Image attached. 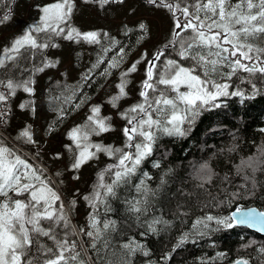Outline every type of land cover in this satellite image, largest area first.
Returning a JSON list of instances; mask_svg holds the SVG:
<instances>
[{
    "label": "trees",
    "instance_id": "trees-1",
    "mask_svg": "<svg viewBox=\"0 0 264 264\" xmlns=\"http://www.w3.org/2000/svg\"><path fill=\"white\" fill-rule=\"evenodd\" d=\"M17 1L0 0V18L5 15L9 17L3 23L10 21ZM86 1L99 8L106 5L101 6L96 0ZM121 1L123 0H112L107 4ZM141 1L145 5L153 6L148 0ZM195 2L196 0H183L181 7L187 5L192 11L191 6ZM238 2L239 0H231L232 4ZM253 2L256 3L258 0ZM166 10L171 19V27L166 38L156 46V52L162 55L155 62L153 81L150 82H154L158 74L165 70L168 60H177L184 67L195 66L194 61L181 60L178 56L180 50L178 43L169 44L173 39L176 17L181 20L184 18L179 11L174 17L168 9ZM244 10L246 11V5ZM255 11L254 9L253 13ZM140 24H144L145 29H141ZM33 27L35 26H26V29ZM64 27L66 31L74 27L81 33L96 31L100 33L99 43H89L82 37L69 40L63 33L57 35L52 32H33L38 44L47 43L49 46L41 48L25 45L18 52L7 54L13 56V59H8L7 56L2 58L0 52V59L4 60L0 65V92L8 96L7 101L0 102V112L3 113V116H0V141L4 146L11 147L27 157L31 163H34H32L34 167L43 170L41 163L46 167L49 164L38 153L33 152L34 157H32L25 152H30L31 149L28 142L17 130L11 131L10 124L15 114L13 102L19 93H21L20 104L28 105L22 109L30 114L34 112L36 103L34 87L38 75L61 64L59 55L49 53L50 50L58 48L60 40H68L76 45L72 50L71 65L78 71L73 78H69L65 70H61L58 76L48 74L44 77V86L40 94L44 108L51 113L43 127L46 135L54 136V133L59 132L76 113L84 107L89 108L93 98L112 77L115 90L102 101L106 102L111 110L116 111V116L120 119L118 127L122 140L118 144L103 143L101 139L96 140L97 136L103 134L101 133L92 134L88 141L82 139L81 143L102 144L121 148L126 152H135L134 148L128 147L129 141L123 133L127 120L121 114L128 113L134 105L144 103L145 97L140 96L141 91L147 92L149 99L159 94L143 87V81L147 79L144 71L137 81L135 97L128 103L121 104L122 99L130 95L127 86L132 81L134 71L127 70L134 63L133 55L150 35L146 19L140 18L135 22L121 21L116 27V32L103 27L85 30L78 27L71 19ZM191 34V30H186L176 39H187ZM250 43L257 48H264V38L258 37ZM85 46L88 48L86 63L83 61ZM9 48L7 45L5 49ZM121 49L123 52L120 51ZM252 54L256 55L255 52ZM260 59L264 60V55H261ZM110 61L118 63V67H109ZM137 61L139 58L135 60ZM94 65L98 66L93 67ZM256 66L260 65L257 63ZM105 70L108 74H105ZM229 71L230 69L225 65L220 69L221 75H211L213 81L228 84L226 89L228 95H220L214 101L209 100L207 104L197 101V105L193 106L191 111H186L188 106L177 101L181 109L180 115L185 118L183 121H175L165 126L179 127L182 134L175 131L169 134L162 128L154 126L151 152L142 158L135 172L126 182L115 188V195L107 196L104 203H97L96 207H93L85 197L91 196L95 186L101 182L99 174L109 165L118 162L116 156H109L104 152L96 153L93 158L96 159L99 153H103L101 157L103 161L93 168L87 186L80 194L69 195L60 182L57 184L56 181L52 182L54 190L60 196L56 207L59 203L64 204L70 226L66 229L63 224L55 225L46 220L42 221V225L46 229L49 226L53 228L56 240L64 239L65 234L68 233L67 238L69 241H76L75 251L80 253L79 259L85 261V264H232L237 259L247 261L248 264H264V251H262L264 235L245 226L225 227L216 220L205 221L208 224L207 228L202 224L193 228V224L198 219L204 220L208 215L217 219L230 217V211L237 205H255L264 210V72L250 73L238 69L229 79L227 78ZM124 73L127 75L122 76ZM194 74L200 75L202 79L205 78L204 70L199 66H196ZM122 79L126 81V95L119 99L116 107H113L110 99L118 94L117 85ZM8 81H12L14 85L28 82V86L33 91L28 93L22 87H16L14 93L10 94L12 90L7 88ZM181 87L179 91L184 92ZM157 88L164 91L170 99L178 95L164 85H157ZM209 89L215 91L210 85ZM234 92H239L241 95H232ZM164 107L167 110L171 106ZM99 115L108 118L111 124L112 112L99 113ZM131 115L136 114L129 113V116ZM87 117L84 116L79 121V126L89 123ZM153 118H156V114ZM24 127L30 129L29 123ZM114 127L111 124V130ZM140 139L137 138L135 142H140ZM72 145L75 144L70 146ZM35 157L41 163L35 161ZM249 158L252 167L243 166L238 170L241 161H248ZM44 174L51 179L46 170ZM111 180L112 176L106 173L103 182L111 183ZM138 187L140 191L137 190ZM72 201L75 202L74 205L70 203ZM135 201H141L138 205L142 209L140 212L131 210L130 202ZM78 205L83 206L79 216L76 210ZM93 216L96 220L95 229L91 227ZM154 220L161 222L153 225L155 231H151L148 226ZM107 222L114 224L104 229L103 225ZM81 229H84V232L93 231L94 236L88 237L81 232ZM97 231H99L98 238ZM185 234L187 238L181 243V237ZM93 244L95 247H92ZM126 244L134 251L125 248ZM40 245L45 249H52L53 252L57 251L54 240L39 236L38 244L31 247L28 258L40 262L53 258L50 253L41 250ZM69 264L75 262L70 261Z\"/></svg>",
    "mask_w": 264,
    "mask_h": 264
},
{
    "label": "snow or ice",
    "instance_id": "snow-or-ice-1",
    "mask_svg": "<svg viewBox=\"0 0 264 264\" xmlns=\"http://www.w3.org/2000/svg\"><path fill=\"white\" fill-rule=\"evenodd\" d=\"M96 2L103 6L112 0H96ZM148 3L168 9L174 17L177 11L182 14L183 20L176 17L173 39L169 41V44L178 43L180 49L178 56L181 60L194 61L195 66L184 67L177 60H168L165 70L158 74L154 82H150L153 81L155 62L160 59L162 53L157 52L153 60L146 61L150 66L147 68V79L143 81V85L145 88L151 89L153 93L158 92L159 94L149 99V94L141 91L140 96L145 97L144 103L134 105L128 113L121 114L127 120L123 133L129 141L128 147L134 148L135 152H126L121 148H112L102 144L85 143L83 146L81 145V138L83 141H88L92 134L100 135L111 130L108 118L99 115V106L92 107V114L87 117L88 124L73 128L69 132L70 139L78 149L71 164L73 170H78L82 164L95 157L98 152L117 157L116 164L109 165L99 174L101 182L95 186L92 195L85 197L93 207H96L97 203H104L107 196H114L115 188L126 182L127 178L135 172L142 158L151 152L154 126L162 128L169 134L173 131L182 134L179 127L168 128L165 126L173 124L175 121H183L185 118L180 115L181 109L177 101L188 106L186 111H191L192 107L197 105V101L207 104L209 100L214 101L220 95H228L227 83H217L211 79L212 74L221 75L220 69L225 65L230 69L227 73L229 79L238 69L250 73L264 72V60L260 59V56L264 55V48H257L250 43L251 40L258 37L264 38V0H258L256 3L253 0H239L236 4H232L231 0H196L195 4L191 6L192 11L187 5L181 7L183 0H148ZM245 5L246 11L244 10ZM73 6L72 0H55L54 3L44 6L41 9L43 14L40 17L42 26L37 25L27 30L22 36L16 38L11 48L5 49V52H18L25 45L41 48L49 46L47 43L38 44L33 32H52L57 35L63 33L69 40L82 37L89 43H99L100 33L96 31L81 33L74 27H70L66 31L64 26L70 22ZM254 9L256 11L253 13ZM8 18L7 15L0 18V23ZM145 27L144 24H140L141 29H145ZM186 30H191V36L187 39L177 40L180 33ZM120 51L123 52V49ZM253 52L256 55H253ZM7 58L13 59V56L8 55ZM3 63L4 60L0 59V65ZM257 63L260 65L259 67L256 66ZM196 66L204 70L205 78L202 79L200 75L194 74ZM109 67H118V63L110 61ZM135 69L136 64L134 63L127 71L132 72ZM105 74H108L107 70H105ZM126 75L127 73L122 74V76ZM125 83L126 81L122 79L121 83L117 85L119 92L110 99L113 107H116L119 99L126 95ZM157 85L169 87L178 95L170 99L164 91L157 88ZM181 85H186L188 91L180 92ZM209 85L215 91L210 90ZM16 87H22L28 93L33 91L28 86V82L14 85L12 81H8L7 88L12 90L10 94L14 93ZM232 95H241V93L234 92ZM7 99L8 96L4 92H0V102H5ZM27 106V104L20 105L21 108ZM164 106L171 107L166 110ZM129 113L136 115L129 116ZM154 114H156V118H153ZM0 116H3L2 112H0ZM20 136L28 143L34 142L29 128H25ZM137 138H141L140 142H135ZM90 149H95V151H90ZM57 158H59V154H57ZM243 166L252 167L251 158L248 161H241L238 170ZM106 173L112 176L111 183L103 182ZM55 175L59 177L60 174L56 173ZM137 190L140 191V188L138 187ZM25 194H27L26 197ZM59 201L60 196L54 190L51 179L44 174V170L34 167L0 141V264H69L70 261L75 264H85V261L79 259L80 253L75 251L76 241H69L67 238L68 233L65 234L64 239L56 240L53 228L49 226L46 229L42 225V221L46 220L55 225L63 224L66 229L70 226L64 204L59 203L56 207ZM70 203L74 205L75 202ZM140 203L141 201L130 202L131 210L140 212L142 210L138 206ZM237 213H240L238 223L249 226L260 225L259 230L264 231V212H257L255 209L242 211L240 208H237L231 217L224 219H217L211 215L205 217L204 220L198 219L193 224V228L195 229L197 225L201 224L207 228L208 224L205 221L213 220L225 227H232L231 221L236 219ZM160 222L154 220L149 224V229L155 231L153 225ZM110 224H114V222L105 223L103 228L108 229ZM91 227L96 228L94 216L91 218ZM81 232L90 238L94 236L93 231L84 232V229H81ZM96 235L98 238L99 231ZM39 236L54 240L57 248V251L53 252L52 249H45L43 245H40L41 250L50 253L53 257L44 259L42 262L28 258L31 247L38 244ZM186 238L187 234L181 237L180 242L183 243ZM92 247H95V244ZM124 247L134 251L128 244ZM236 264H248V262L238 260Z\"/></svg>",
    "mask_w": 264,
    "mask_h": 264
},
{
    "label": "rangeland",
    "instance_id": "rangeland-1",
    "mask_svg": "<svg viewBox=\"0 0 264 264\" xmlns=\"http://www.w3.org/2000/svg\"><path fill=\"white\" fill-rule=\"evenodd\" d=\"M54 2L55 0L17 1L15 12L10 21L0 24V49L2 48L0 52L2 58L6 57L8 54L6 52L4 54L6 46L9 45L11 48L13 41L27 31L26 26L30 27V25H41L40 17L43 14L41 9ZM72 2L74 6L71 13V20L77 24L78 27L85 30L93 27H103L111 32H116V27L121 21L135 22L140 18L147 20L150 35L138 49L136 54L133 55V61L136 64V69L132 73L131 83L127 86V90L130 95L121 101V104L128 103L136 95L138 86L137 81L142 77L144 71H147V68L150 66L146 61L154 59L157 51V44L166 38L170 30L171 19L167 10L145 5L141 0H123L115 4H106L101 8L87 2L86 0H72ZM80 45L83 46L82 44ZM75 48L76 45L71 41L60 40L58 48L50 50V55H59L61 64H59L56 68L47 69L38 75L37 83L34 87L36 103L34 105L35 110L33 113L30 114L27 110L20 107L21 102L19 101V98L21 97V93L18 94L17 98L13 102L15 114L10 124V130H17L20 135V133L25 129V124L29 123L34 142L28 143L30 146L29 148L31 149L30 152H26L31 154L33 157V152L38 153L41 158L49 164V166L46 167V170H48L46 172L47 174H50L49 176H51L50 178L52 179V182L54 183V181H56V184L60 182L69 195L80 194L86 188L93 168L98 163L103 161V159H101L103 153H99L98 158H91L87 160V162L82 164L78 170H73L71 168L74 154L78 151V149L76 148V145L70 146L74 143L68 134L76 127L78 120H82L88 111L90 112L93 106H99L100 114L112 112L113 119L111 120V124L115 127L111 131L97 136L96 140L101 139L103 143L110 142L112 144H118L122 140L118 127L120 125V119L116 116V111L111 110L106 102L102 101L105 96H108L115 90L113 79L95 96L93 103L89 108L81 110L79 114L74 116L69 123H66L59 132L54 133V136H49L44 133L43 127L46 124V120H48V117L51 115V113L44 108L43 99L40 94V91L44 86V77L48 74L58 76L61 70H65L69 78L75 77L78 70L73 68L71 65L72 50ZM84 48L85 54L83 61L86 63L88 48L86 46ZM137 58H139V63L135 62ZM181 86L183 91H188L186 85ZM84 144L85 143H81L82 146ZM7 148L12 149L11 147ZM14 152L28 163H33H31L23 154L17 151ZM57 154H59V158H57ZM56 173L60 174L59 177L55 175ZM76 210L77 215L79 216L83 211V206L78 205Z\"/></svg>",
    "mask_w": 264,
    "mask_h": 264
},
{
    "label": "water",
    "instance_id": "water-1",
    "mask_svg": "<svg viewBox=\"0 0 264 264\" xmlns=\"http://www.w3.org/2000/svg\"><path fill=\"white\" fill-rule=\"evenodd\" d=\"M237 208H240L242 211H247L248 209H255L257 212H264V210L260 209L259 207L255 206V205H249V206H239L237 205L231 212H230V217L232 215L233 212L236 211ZM240 213L236 214V219L232 220L231 223L232 225H236V226H245L251 230H254L255 232L264 235V231H260V225L257 226H249L247 224H240L238 223V218H239ZM241 260V259H237L235 260L232 264H236V261ZM243 261V260H242Z\"/></svg>",
    "mask_w": 264,
    "mask_h": 264
},
{
    "label": "crops",
    "instance_id": "crops-1",
    "mask_svg": "<svg viewBox=\"0 0 264 264\" xmlns=\"http://www.w3.org/2000/svg\"><path fill=\"white\" fill-rule=\"evenodd\" d=\"M53 76H54V75H53ZM78 114H79V113H77L76 115H78ZM91 114H92V113H90V112L88 111V113L86 114V116H89V115H91ZM76 115H75V116H76ZM78 118H79V116H78ZM72 119H73V118H72ZM70 120H71V119H70ZM70 120H69V121H70ZM68 123H69V122H68ZM78 126H79V120H78V122H77L76 127H78ZM63 127H64V126H63ZM63 127H62V128H63ZM76 127H75V128H76ZM6 137H7V136H6ZM14 144H15V143H14ZM50 166H51V165H50Z\"/></svg>",
    "mask_w": 264,
    "mask_h": 264
},
{
    "label": "bare ground",
    "instance_id": "bare-ground-1",
    "mask_svg": "<svg viewBox=\"0 0 264 264\" xmlns=\"http://www.w3.org/2000/svg\"><path fill=\"white\" fill-rule=\"evenodd\" d=\"M43 168L47 169L45 165H42ZM258 207V206H257ZM231 212V211H230ZM255 232V231H254Z\"/></svg>",
    "mask_w": 264,
    "mask_h": 264
}]
</instances>
